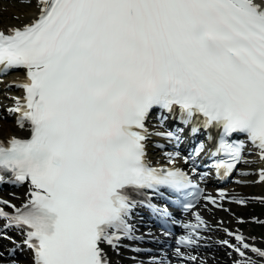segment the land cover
I'll list each match as a JSON object with an SVG mask.
<instances>
[{
	"label": "snow or ice",
	"instance_id": "obj_1",
	"mask_svg": "<svg viewBox=\"0 0 264 264\" xmlns=\"http://www.w3.org/2000/svg\"><path fill=\"white\" fill-rule=\"evenodd\" d=\"M38 12L0 30V75L26 70L14 82L23 101L9 111L31 126L30 139L0 141V182L11 174L32 186L21 207L0 199V238L20 230L34 264H109L101 244L118 249L137 239L128 221L138 202L129 191L196 187L179 168L146 163L145 120L154 107L178 108L184 123L219 130L213 155L226 157L215 164L225 176L244 149L233 134H246L264 160V7L254 0H38ZM228 235L237 244L221 243L243 258L238 264H258L245 250L264 264V249ZM198 239L190 233L180 243Z\"/></svg>",
	"mask_w": 264,
	"mask_h": 264
},
{
	"label": "bare ground",
	"instance_id": "obj_2",
	"mask_svg": "<svg viewBox=\"0 0 264 264\" xmlns=\"http://www.w3.org/2000/svg\"><path fill=\"white\" fill-rule=\"evenodd\" d=\"M30 1V5L28 6V8H25L26 5L22 4V3H18L16 4L15 2H1L0 1V10L4 12V14L9 15L10 13H14L16 15V20L13 18H9V20L7 22H1L0 23V29H7L8 27L11 26H15V25H19V24H23L25 22H28L30 19L34 18L36 16V14L38 13V2L36 0H29ZM21 21V23L18 24V22ZM23 76H22V71H17V72H13L11 75H9V78H7L3 84L7 85V86H11L13 89L16 85V83L18 82H23ZM16 82V83H14ZM23 95V90H16V91H10L9 93H4L3 99L0 101V108L3 109L5 108V105H16V99L20 98ZM5 104V105H4ZM5 117L9 119V114L8 112H5ZM2 122H0V138L1 139H5V138H9L12 136H16V135H20L23 134L26 131L27 125L25 124L24 127H18L15 124H10L7 120H1ZM148 129H151V124L148 125ZM252 150H254L253 154V158L252 160L254 161V163L257 164V169H261L264 168V160H262L260 158V154L259 152H257V148H252ZM256 169V170H257ZM259 174V173H257ZM241 179V178H240ZM258 186H262L264 184V181H259L257 182ZM227 189V188H226ZM234 189L235 188H230L227 189L228 191H230V193H234ZM17 194H20V198L19 201L23 200L24 195L22 193H20V190H18ZM261 198L264 199V192L259 194ZM240 200V197H237ZM242 200V199H241ZM11 202H17L16 199H11ZM16 206V205H15ZM197 216H199L205 223H207V226L212 223L210 221V216L212 217V215L209 212V208L207 207H203L202 209H199L197 211H195L191 216L190 219L195 220L197 223H200L199 220L197 219ZM220 221V224L225 225V223H229L230 222V218L228 216H219L217 218ZM218 223V222H217ZM203 234V233H202ZM211 234H214L215 237L221 236L220 234H223L218 228H213ZM206 236H208V234H206ZM203 241H211V239H202ZM257 242L264 248V239L261 240H257ZM216 247L214 245H210L209 246V250H214L211 252L216 253L215 255V259H221L222 262H226L225 258H229V256L227 255V253L224 254H220L218 252H216ZM104 253L109 261V264H120V262L118 261L117 257L115 256L114 252H110L107 250H104ZM21 255L26 256V252L21 250L20 252ZM191 255V257H195V259L191 260V262H193V264H197V255L195 254V251L193 250L192 252L189 253ZM23 256V257H24ZM203 257H209L207 254H204ZM260 261V258L258 259ZM17 263L19 264H31L29 259L27 261H17ZM219 264V263H216ZM259 264V263H258Z\"/></svg>",
	"mask_w": 264,
	"mask_h": 264
},
{
	"label": "rangeland",
	"instance_id": "obj_3",
	"mask_svg": "<svg viewBox=\"0 0 264 264\" xmlns=\"http://www.w3.org/2000/svg\"><path fill=\"white\" fill-rule=\"evenodd\" d=\"M260 2H264V0H259ZM18 4V3H16ZM29 5H26L25 8H28ZM9 18H13V19H17L16 15L14 13H10L9 15L4 14L3 11L0 12V23L3 22H7L9 20ZM2 19V20H1ZM8 23V22H7ZM6 90L5 88L1 87L0 91H4ZM0 122H2L0 120ZM9 123L11 124L12 122L9 121ZM12 125V124H11ZM249 166L246 165L245 167ZM253 169V166H251L249 168V170ZM253 172V171H252ZM254 173V172H253ZM253 178V174L251 176ZM250 178V179H252ZM240 192H252V193H263L262 191H264V184L262 186H257V185H248L245 186L243 188H238ZM260 194V193H259ZM255 204H248V203H244L243 205H238L237 203H233L231 208L233 209V213L234 215L237 214L243 218L246 217H255L257 219H263L264 220V200H261L260 203H256V202H252ZM225 212L219 211V215H223ZM232 221H234L233 217L231 218ZM248 220H246V224L242 225L244 230L248 231L249 234L254 237L255 239H261L264 238V222L260 223V224H256L253 222V224H247ZM119 258L121 259H126L125 257H123L121 255V253L118 254ZM126 261H128L126 259ZM129 264V261H128Z\"/></svg>",
	"mask_w": 264,
	"mask_h": 264
}]
</instances>
